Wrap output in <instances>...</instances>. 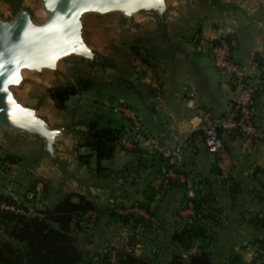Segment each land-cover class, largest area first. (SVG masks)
Wrapping results in <instances>:
<instances>
[{
	"label": "water",
	"instance_id": "1",
	"mask_svg": "<svg viewBox=\"0 0 264 264\" xmlns=\"http://www.w3.org/2000/svg\"><path fill=\"white\" fill-rule=\"evenodd\" d=\"M195 17L264 38V4L253 0H0V148L18 155L23 176L50 179L54 194H114L77 149L98 109L57 106L51 89L74 79L134 92L137 63L123 42L143 40L173 67L189 58L182 37Z\"/></svg>",
	"mask_w": 264,
	"mask_h": 264
},
{
	"label": "rangeland",
	"instance_id": "2",
	"mask_svg": "<svg viewBox=\"0 0 264 264\" xmlns=\"http://www.w3.org/2000/svg\"><path fill=\"white\" fill-rule=\"evenodd\" d=\"M253 1L264 4V0ZM204 23L212 27H220L223 32L230 30L228 36L235 41L232 47L233 55L244 54L245 56V54H249L246 56L248 58L252 54L256 67L255 72L258 73L255 58L262 60L264 58V38L260 33L256 32L250 37H245L240 34L238 27L235 25L227 23L219 25L206 21L204 18L195 17L191 28L183 31L182 34L191 57H181L173 67H169L165 58L150 45L145 44L143 40L123 42L125 53L137 63L138 74L135 77V91H125L117 83L98 84L89 81L86 86H82L80 79H74L68 85L73 88V92L67 96L60 108L69 109L76 106L81 111L86 112H93L98 109L102 118H104V112L106 114L111 112L116 118L114 119L116 122L128 125V121L123 117L120 108L123 106L133 107L137 111L141 123L145 124L146 126H144L153 135H156L155 126L147 123L153 117L146 113L143 102L146 105L148 97H162L165 90L174 92L177 87L180 88L182 80L172 77L173 75L176 76L185 71L186 73L192 72L196 75L199 86L204 88H206L204 79L208 81L213 78L216 82L226 81V78L215 68L210 55L201 51L202 46L200 43L192 41L195 35L196 38H199L200 29ZM170 70L171 73H169ZM261 74H264V71H261ZM56 90L51 89V94L56 93ZM138 93H143V102ZM121 100L122 102H120ZM57 106L59 107L58 104ZM117 148L119 147L117 146ZM86 151H88V148L78 147L77 149L79 156L86 154ZM122 151L125 154L127 151H132V149ZM141 151L142 159H137L138 157L134 156L125 164H121L119 160H116L112 162L114 167L105 169H99L94 163H91L92 165L89 167L90 161L88 159L89 170L94 174L104 175L105 178L114 183L116 188L114 194L99 192V197L94 200V203L100 210L97 212L91 211L93 212L91 214H89L90 211L84 213L80 218L82 227L73 231L79 246L91 250L95 254L92 264H115L117 252L121 249L126 251L127 249H133L138 253H145L155 258L157 264H165L170 254L178 252L176 247L169 245V234L182 226L183 222L193 215V212L191 214L186 212L180 189H177L174 192L175 194L166 193L168 189L164 186V197L157 195L158 191L162 190L159 184L164 178L162 179L160 175L159 177L154 176L151 162L158 153L148 148H141ZM8 156H16L17 160L11 161ZM5 159L10 163L16 162V166L3 167L2 162ZM23 167V160L18 155L0 148V189L11 186L13 196L17 198L20 204L31 207L36 214L43 206L51 205L56 199L76 194L68 191L59 196L55 195L54 186L50 179L41 175H37L32 179L25 178L22 173ZM121 190L124 193L120 195ZM150 195H154L153 198L157 202L149 205L152 218L150 225L143 226L139 224L134 227L133 219L125 224L121 221V218L115 215V213L119 215L132 213L145 216V212L135 208L133 204L149 201L150 198L148 197ZM71 199L77 200L74 195L71 196ZM218 230L222 236H220L219 241L210 244L208 240V249L215 264L221 262L220 256L227 252L226 248H230L232 245L235 248L238 245L237 243L235 245L233 242L227 243L225 241L226 239L223 236L228 233L229 228L222 226ZM2 233L3 229L0 228V236ZM194 251L197 250L194 249ZM113 255L114 261L112 262Z\"/></svg>",
	"mask_w": 264,
	"mask_h": 264
},
{
	"label": "crops",
	"instance_id": "3",
	"mask_svg": "<svg viewBox=\"0 0 264 264\" xmlns=\"http://www.w3.org/2000/svg\"><path fill=\"white\" fill-rule=\"evenodd\" d=\"M222 33H230V30L223 32L220 27H212L204 23L200 29L199 38H196L195 35L192 41L200 42ZM231 40L234 46L235 41L232 38ZM248 55L238 54L234 56L243 60ZM261 61L262 66L258 68V73L255 72V65L253 70L259 81V91L253 101V111L257 119L264 117V74H261V71H264V58ZM169 73H171V70ZM172 77L182 80L181 87H177L174 92L165 90L162 97H148L146 105L143 102V93H138L146 113L153 117L147 123L155 126V133L163 144L172 148L177 144L186 143L183 149L182 165L172 176L166 175L168 167L167 169L164 167L166 165L165 159H160L158 154L153 157L151 166L154 169V176L159 177L160 175L162 179L164 178L159 184L162 190L156 193L164 197V186L168 189L166 193L173 194L177 189H180L183 195L182 203L185 205L184 199L195 196V189L199 186L202 192L210 190L212 196L210 205L217 210L213 218L214 222L211 224L214 230L212 242L219 241L221 233L218 228L223 226L229 228L228 233L223 236L226 239L225 241L227 243L233 242L235 245L238 244L235 247L236 249L234 245L226 248L227 252L220 256L221 262L219 264H232L230 261L233 256L238 257L241 264H264V244L260 243L261 237L254 230L255 225L250 220L251 215L255 212H259V216H262V204L253 197V190L259 189V182L264 180V143L256 145L248 152H242L240 150V135L236 132L224 133V149L222 152L217 155L209 154L204 146L202 132L198 127L200 121L199 109L207 108L214 115H220L228 107L232 95L231 91L226 81L216 82L213 78V80L208 81L204 79L206 88L200 87L196 75L192 72L186 73L185 71ZM183 86H188L195 91V99L183 100L181 95ZM103 115L104 118L99 122L101 126L123 128V134L126 133L128 125L116 122L114 120L116 118L111 112L107 114L104 112ZM82 148L88 147L83 146ZM85 153L91 154L89 167H91V163L95 165L99 163L104 168L114 167L112 162L119 160L121 164H125L134 156H137V159H142V153L139 155L127 151L124 154L117 146L112 157L100 159L99 161L89 148ZM160 166H163V173L158 170ZM213 168H218L220 173L215 174ZM205 179H209V187L203 186L202 181ZM154 199H149L150 205L157 203ZM190 204L185 207V210L191 214L193 211L192 208H189ZM194 249L197 251H194ZM195 252H198L196 246L190 250V253Z\"/></svg>",
	"mask_w": 264,
	"mask_h": 264
},
{
	"label": "trees",
	"instance_id": "4",
	"mask_svg": "<svg viewBox=\"0 0 264 264\" xmlns=\"http://www.w3.org/2000/svg\"><path fill=\"white\" fill-rule=\"evenodd\" d=\"M255 64L260 68L261 59L255 58ZM80 81L82 86H86L89 82ZM56 91L53 93V98L59 107H62L67 96L72 94L73 88L66 86ZM123 133V128L101 126L100 123L93 122L79 147H88L98 161L110 158L115 151L117 140ZM129 152L139 155L142 153L141 148H134ZM90 156V153L80 155L87 163ZM15 157L8 156L11 161H16L17 157ZM160 159L163 157L160 156ZM96 166L99 169H105L99 163ZM163 166L158 168L162 173ZM164 167L167 169V165ZM213 171L215 174L220 173L218 168H213ZM95 174L104 177V175ZM202 182L203 186H210L209 179ZM121 191L120 195L124 193L123 190ZM195 192V196L184 199V207H187L189 203L192 204L193 215L169 234V245L176 247L178 252L170 254L165 264H215L208 249V240L211 244L214 235L211 224L214 222L213 218L217 210L210 205L212 201L210 190L202 192L199 186ZM253 194V197L262 204V216H259V212H255L250 220L255 225L254 230L261 237L260 243L264 244V180L259 182V189L253 190ZM72 195L76 196L77 200H72ZM148 198L152 199L153 196L150 195ZM133 205L143 210L147 216L132 213L122 215L115 213V215L125 224L133 219L134 227L139 224L150 225L152 220L149 212L150 202L148 200L144 203L135 202ZM98 210L100 208L94 201L80 194H70V196L56 199L49 206H43L38 211L39 215L0 213V228L3 229L0 236V264H92L95 254L79 246L73 231L82 227L80 218L84 213ZM195 246L198 252L190 253ZM231 258L232 264H241L238 257ZM115 264H157V262L155 258L145 253H138L133 249L130 251L121 249L117 252Z\"/></svg>",
	"mask_w": 264,
	"mask_h": 264
},
{
	"label": "built area",
	"instance_id": "5",
	"mask_svg": "<svg viewBox=\"0 0 264 264\" xmlns=\"http://www.w3.org/2000/svg\"><path fill=\"white\" fill-rule=\"evenodd\" d=\"M201 51L210 55L217 71L226 78L231 91V98L227 109L220 115H214L207 108L199 109V129L202 132L204 146L209 154L217 155L224 149V133H238L241 138L240 150L248 152L256 145L264 143V117L257 119L253 111V101L258 93L259 81L254 70L253 56L243 60L232 53L233 42L226 34L201 40ZM183 100H193L195 91L188 86L181 88ZM121 113L128 121L126 133L116 142L122 150L134 148H148L162 156L168 167L167 176H172L180 168L183 161L185 142L172 148L166 147L162 140L153 135L140 121L137 111L133 107L123 106ZM2 166H16V162L6 159ZM192 205H189L191 208ZM0 213H14L23 216L36 214L31 207L20 204L13 196L11 186L0 189ZM93 212H89L91 214ZM130 251V249H127ZM114 261V255L111 258Z\"/></svg>",
	"mask_w": 264,
	"mask_h": 264
},
{
	"label": "snow or ice",
	"instance_id": "6",
	"mask_svg": "<svg viewBox=\"0 0 264 264\" xmlns=\"http://www.w3.org/2000/svg\"><path fill=\"white\" fill-rule=\"evenodd\" d=\"M0 90H3V89H2V84H0Z\"/></svg>",
	"mask_w": 264,
	"mask_h": 264
}]
</instances>
